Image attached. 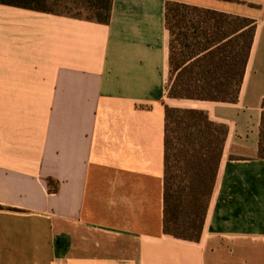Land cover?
Segmentation results:
<instances>
[{"label": "crops", "instance_id": "obj_1", "mask_svg": "<svg viewBox=\"0 0 264 264\" xmlns=\"http://www.w3.org/2000/svg\"><path fill=\"white\" fill-rule=\"evenodd\" d=\"M169 1L254 21L238 101L167 96ZM166 106L228 131L197 242L163 231ZM263 111L264 0L0 4V264H264Z\"/></svg>", "mask_w": 264, "mask_h": 264}, {"label": "trees", "instance_id": "obj_2", "mask_svg": "<svg viewBox=\"0 0 264 264\" xmlns=\"http://www.w3.org/2000/svg\"><path fill=\"white\" fill-rule=\"evenodd\" d=\"M60 0H0V4L107 24L112 0H64L80 12L53 9ZM170 33L167 95L235 103L238 101L254 41L253 20L169 1L165 9ZM225 125L204 111L165 108V177L163 231L176 239L199 241L224 143ZM258 157L264 159V111ZM55 189L53 180H49Z\"/></svg>", "mask_w": 264, "mask_h": 264}, {"label": "rangeland", "instance_id": "obj_3", "mask_svg": "<svg viewBox=\"0 0 264 264\" xmlns=\"http://www.w3.org/2000/svg\"><path fill=\"white\" fill-rule=\"evenodd\" d=\"M51 5L53 6V9L57 12H66V13H69V12H72V13H77V12H80L82 14V16H86L87 13L86 11L84 10H76L75 7H73V5L71 3H65L64 0H60L57 4H52ZM170 76V75H169ZM170 79V77H169ZM170 83V80L168 81V85ZM168 96V95H167Z\"/></svg>", "mask_w": 264, "mask_h": 264}]
</instances>
